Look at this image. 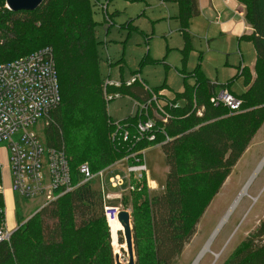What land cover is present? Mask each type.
Masks as SVG:
<instances>
[{"label":"trees","instance_id":"1","mask_svg":"<svg viewBox=\"0 0 264 264\" xmlns=\"http://www.w3.org/2000/svg\"><path fill=\"white\" fill-rule=\"evenodd\" d=\"M173 1L178 6L175 18L180 31L188 38V19L199 14L197 0ZM238 1L253 29L239 40H251L255 51L254 75L247 67L236 75L242 77L245 87L241 95L235 94L242 101L241 109L230 113L222 105H212L210 97L217 88L230 91L232 80L214 83L198 66L188 74L194 84L174 93L172 100L182 103L169 110L173 118L163 126L171 138L160 145L168 167L164 190L150 194L143 186L134 192L130 216L135 264L175 262L195 234L205 209L264 123V0ZM96 25L91 0H45L32 11H11L5 7V0H0V63L42 47L52 49L61 102L41 137L46 147L64 150L75 186L28 219L18 212L15 198L17 227L9 242H0V264L115 263L103 215L110 201L95 181L78 184V167L86 162L96 173L132 153L140 160L139 151L164 137L157 133L153 142L137 140L136 125L141 118L137 114L118 121L121 129L117 130L102 95L104 78L99 69ZM148 89L158 93L165 88ZM148 89L139 83L110 88L139 101L150 96ZM200 108L202 115L198 116ZM124 131L128 132L125 140ZM0 210L2 224V194ZM138 216L144 218V227L138 224ZM142 235L148 241L145 247L141 246ZM119 242L123 243L122 237ZM221 264H264V218Z\"/></svg>","mask_w":264,"mask_h":264},{"label":"rangeland","instance_id":"2","mask_svg":"<svg viewBox=\"0 0 264 264\" xmlns=\"http://www.w3.org/2000/svg\"><path fill=\"white\" fill-rule=\"evenodd\" d=\"M99 3H106L110 22L105 20V13L99 8ZM240 8L243 13V8ZM91 10L92 18L97 23L96 37L100 43L96 48L103 78L128 80L137 72L144 79L147 87L164 86L165 92L170 97L174 93L182 92L186 84H194V79L188 74L198 66L202 74L212 82L227 84L232 80L229 89L234 94L241 95L245 91L242 77L236 75L240 63L251 67L254 62L251 40L242 39L238 42L236 35L221 31L217 26L208 29V22L215 18L217 12H223L225 9L223 11L209 9L206 14L190 17L186 27L188 38L180 31V24L175 18L178 6L172 0H91ZM145 58L147 61L144 60ZM132 107L133 99L122 95L107 103L106 110L112 121L117 123L132 114ZM32 129L40 137L44 131L41 121H38ZM263 130L264 127L258 137L263 135ZM141 160L148 169L147 183L154 187L164 186L168 167L160 145L146 148ZM260 161L261 155H254L250 150L237 162L202 214L196 225L195 234L173 264H221L264 218V161L252 174ZM0 162H4L2 150H0ZM117 166L123 168L125 163H119ZM7 180L8 171L2 167L0 186L8 187ZM247 182L245 196L238 200L224 224L219 226L211 239L209 252L203 254L204 256L200 255L204 244ZM110 191L118 192L116 189ZM159 192L161 191L150 194ZM15 197L18 201L17 210L23 218L32 216L44 202L43 196L27 200L16 194ZM7 199L6 195V202ZM134 199V194H131L126 196V199L113 200L111 203L131 212ZM3 200L7 214L5 197ZM137 222L140 225L145 224L141 216L137 217ZM107 229L113 254L114 249L117 248L120 261L126 262L128 256L123 235L118 234L121 230L111 237L108 225ZM120 237L123 243L119 242ZM147 245L148 241L142 235L141 246Z\"/></svg>","mask_w":264,"mask_h":264},{"label":"built area","instance_id":"3","mask_svg":"<svg viewBox=\"0 0 264 264\" xmlns=\"http://www.w3.org/2000/svg\"><path fill=\"white\" fill-rule=\"evenodd\" d=\"M98 6L105 13V20L110 22L106 3H99ZM134 83L148 89L139 73H134L128 80L104 78L102 95L106 104L122 96L118 91H111V87H128ZM148 90L150 96L146 100L132 98L131 115L137 114L141 117L136 125V139L153 142L156 134L160 133L164 139L156 145H162L171 140L163 129L164 124L173 118L169 110L178 108L182 101L174 102L162 91L154 93ZM60 102L55 61L50 47H42L28 55L0 63V148L6 153L7 163L5 165L0 162V169L7 168L10 190L18 197L32 199L43 196L41 207L75 187L71 183L69 163L64 150L46 147L42 137L32 129L38 121H41L44 128L51 121V113L58 108ZM210 103L214 106L222 105L230 113L240 111L242 105L240 98L224 88L210 97ZM202 110L203 108L198 109L196 114L201 116ZM115 125L117 130L121 129L118 122ZM127 137L128 132L124 131L122 138L125 140ZM144 150L139 151L142 156ZM135 156L136 153H132L96 173L91 171L86 162L78 167V184L95 181L105 193L106 201H110L103 210L108 226L110 220L117 217L123 209L111 201H120L123 196L134 194L143 186L149 193L164 190V186L154 187L147 183L148 169ZM130 158L134 161L130 162ZM119 163H125V166L119 168ZM114 189L118 192L110 191ZM2 191L0 186V194ZM12 232L5 223L4 213L0 224V242H9Z\"/></svg>","mask_w":264,"mask_h":264},{"label":"crops","instance_id":"4","mask_svg":"<svg viewBox=\"0 0 264 264\" xmlns=\"http://www.w3.org/2000/svg\"><path fill=\"white\" fill-rule=\"evenodd\" d=\"M197 4H198V8H199V14L198 15L206 14V12L209 9L212 11H217V10L223 11L225 9L223 12H220V13L217 12L216 13L217 15L215 16V18L208 22V29L211 28L212 26H217V27H219V30H221V31H225V32L231 33L233 35H236L238 42L242 41V40H239V37H241L242 35H249L252 33V31H253L252 26L249 23H247L245 18H244V14H245L244 6L238 0H197ZM240 7L243 8L244 14L242 13V9ZM198 15H196V16H198ZM221 27H223V28H221ZM239 56L241 57L240 53H239ZM254 56H255V51H254ZM254 63H255V57H254V62L252 64V66L247 67L251 71L252 75H254V70H253L254 69ZM243 67H246V66H243L240 63L238 71H242ZM218 90H220V88H217L216 91H218ZM162 92L166 96H168L167 93L165 92V89H163ZM170 97L172 98L173 96H170ZM262 127H264V123L258 129V131L255 133V135L252 138L248 148L245 150V152L242 154V156L239 159V160H241L242 157L247 152H249L250 150L253 151L254 155H261V161L258 162V164L256 165L257 168L253 171L252 174H254L255 171L259 169V167L262 165V163L264 161V130L262 133L263 135L258 137L260 131L262 130ZM0 150L4 151V149H2V148H0ZM3 163L5 165L7 164L6 163V153L4 154V162ZM9 181L10 180H9V174H8V180H7L8 187L2 186V189H3L2 196H3V198L5 197V202H6V195L8 197L7 202H6L7 214L5 212L6 208L4 210V213H5L6 221H9V222L6 223V221H5V223H6V225L8 224V226H7L8 228H11V230H14L17 226V222H16V218H15V198L16 197H15V194L10 190ZM3 203H4V200H3Z\"/></svg>","mask_w":264,"mask_h":264},{"label":"water","instance_id":"5","mask_svg":"<svg viewBox=\"0 0 264 264\" xmlns=\"http://www.w3.org/2000/svg\"><path fill=\"white\" fill-rule=\"evenodd\" d=\"M44 1L45 0H5V4H6V8L11 11H32V10H35L37 7H39L42 3H44ZM248 182L245 184L244 187L247 186ZM238 197L239 195L237 196V198L234 200V202L230 206V209L233 208V205L235 204V201L238 199ZM229 213L230 211L227 210L224 217L226 218ZM117 217L119 218L120 223L123 227V240L126 246V253L128 256V260L126 262H122L120 261L119 254L114 253V262L115 264H135L130 212L122 209L119 211ZM222 222L223 221L221 220L219 225L214 230V232L212 233L209 239L213 238L214 234L217 232Z\"/></svg>","mask_w":264,"mask_h":264},{"label":"bare ground","instance_id":"6","mask_svg":"<svg viewBox=\"0 0 264 264\" xmlns=\"http://www.w3.org/2000/svg\"><path fill=\"white\" fill-rule=\"evenodd\" d=\"M247 185H248V184H247ZM246 191H247V186H246V187H243V189L241 190L238 199L235 201V204L233 205V208H234V206L236 205V203L238 202V200H239L242 196H245ZM233 208L229 209V211L231 212ZM229 215H230V214H229ZM225 219H226L225 217L222 219V221H223L222 223H223V224H224ZM109 226H110V234H111V237H112V236H113L118 230H121V233H122V235H123V227H122V225H121L120 220H119L118 217H115L114 219L110 220V222H109ZM119 232H120V231H119ZM210 244H211V239H209V240L204 244L203 248L201 249L200 255H203V254L209 252V247L211 246ZM118 252H119L118 249L115 248V249H114V253H115V254H119ZM119 256H120V255H119ZM203 256H204V255H203ZM198 260H200V259H198Z\"/></svg>","mask_w":264,"mask_h":264}]
</instances>
